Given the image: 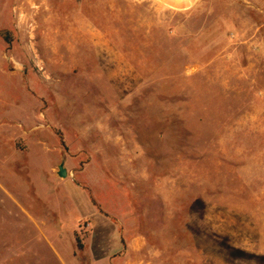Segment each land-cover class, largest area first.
<instances>
[{
  "label": "rangeland",
  "instance_id": "1",
  "mask_svg": "<svg viewBox=\"0 0 264 264\" xmlns=\"http://www.w3.org/2000/svg\"><path fill=\"white\" fill-rule=\"evenodd\" d=\"M0 33V264H264V0H0Z\"/></svg>",
  "mask_w": 264,
  "mask_h": 264
},
{
  "label": "water",
  "instance_id": "2",
  "mask_svg": "<svg viewBox=\"0 0 264 264\" xmlns=\"http://www.w3.org/2000/svg\"><path fill=\"white\" fill-rule=\"evenodd\" d=\"M56 175L60 178V179H65L67 178V170L65 168V161L63 160L60 165L57 167V172Z\"/></svg>",
  "mask_w": 264,
  "mask_h": 264
},
{
  "label": "trees",
  "instance_id": "3",
  "mask_svg": "<svg viewBox=\"0 0 264 264\" xmlns=\"http://www.w3.org/2000/svg\"><path fill=\"white\" fill-rule=\"evenodd\" d=\"M0 35H1L5 40L8 39L6 34H4V33H0ZM92 202H93V205L96 206V204L94 203V201H92ZM77 248H78V249H82V244H81L79 241H77Z\"/></svg>",
  "mask_w": 264,
  "mask_h": 264
},
{
  "label": "crops",
  "instance_id": "4",
  "mask_svg": "<svg viewBox=\"0 0 264 264\" xmlns=\"http://www.w3.org/2000/svg\"><path fill=\"white\" fill-rule=\"evenodd\" d=\"M98 264H105V262H102V261H101V262H99Z\"/></svg>",
  "mask_w": 264,
  "mask_h": 264
}]
</instances>
